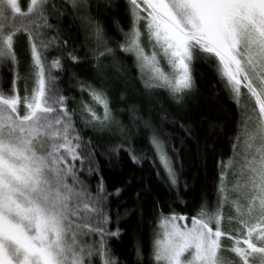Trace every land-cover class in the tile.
I'll return each instance as SVG.
<instances>
[{
    "label": "snow or ice",
    "instance_id": "obj_1",
    "mask_svg": "<svg viewBox=\"0 0 264 264\" xmlns=\"http://www.w3.org/2000/svg\"><path fill=\"white\" fill-rule=\"evenodd\" d=\"M196 95L202 124L238 116L198 207L165 130L192 136ZM121 153L176 198L154 202L147 264H264V0H0V264H145L147 245L114 247L133 178L102 162ZM153 191L142 179L136 201Z\"/></svg>",
    "mask_w": 264,
    "mask_h": 264
},
{
    "label": "trees",
    "instance_id": "obj_2",
    "mask_svg": "<svg viewBox=\"0 0 264 264\" xmlns=\"http://www.w3.org/2000/svg\"><path fill=\"white\" fill-rule=\"evenodd\" d=\"M21 3L22 5L26 4L27 0H21ZM127 62L130 63V61ZM139 87L142 88L143 85ZM229 103L228 101H224L226 109ZM117 107L123 108L124 105H117ZM207 110L208 104L204 98L199 95L193 96L187 100L186 107L179 113V115L194 123L195 128L192 136H184V133L176 128L166 127L165 129L174 135L184 137L185 150L180 161L183 164L181 180L188 181V188L190 190L183 199L188 203L195 200L197 207L205 196L214 200L213 177L218 174L217 164L222 158L227 160L232 155L228 138L233 133L230 131L227 137L219 136V127L217 126H222L224 119L228 121L238 119V116L234 115L232 110L221 111L217 108L212 113L216 126L209 127L207 124L201 123L205 119ZM119 118L125 120V122L128 119L126 114ZM171 119L169 117V121ZM213 144L215 151L208 154L207 147ZM177 146H179V142H177ZM137 147L139 148L141 145L138 144ZM102 163L105 179L108 183H113L121 178H133L129 191L122 197V206L116 209L115 205H113V210H118L121 213L119 226L122 230V237L114 244L118 258L121 260L134 259L133 245L139 241L147 245L144 248L145 264H147L146 258L150 248V235L155 226L150 214L155 206L154 202L160 201L161 204H173L176 198L173 193L168 191L166 185L156 180L151 160L134 165L121 153L120 159H113L111 162L104 159ZM150 177L151 180H149ZM142 179L148 184V187L155 185L156 191H153L151 195H145L140 202H137L135 193L141 189ZM112 227L115 230V225Z\"/></svg>",
    "mask_w": 264,
    "mask_h": 264
},
{
    "label": "rangeland",
    "instance_id": "obj_3",
    "mask_svg": "<svg viewBox=\"0 0 264 264\" xmlns=\"http://www.w3.org/2000/svg\"><path fill=\"white\" fill-rule=\"evenodd\" d=\"M226 161V160H225ZM150 237H151V235H150Z\"/></svg>",
    "mask_w": 264,
    "mask_h": 264
}]
</instances>
